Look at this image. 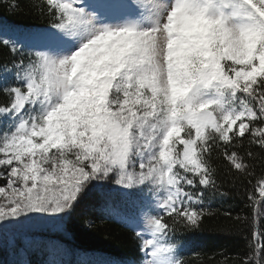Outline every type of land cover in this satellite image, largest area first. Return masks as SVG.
<instances>
[{
	"label": "snow or ice",
	"instance_id": "snow-or-ice-1",
	"mask_svg": "<svg viewBox=\"0 0 264 264\" xmlns=\"http://www.w3.org/2000/svg\"><path fill=\"white\" fill-rule=\"evenodd\" d=\"M0 8L33 21L0 24V245L15 264L89 206L132 233L123 264H197L188 235L214 202L241 247L206 264H264V0ZM75 251L50 242L42 264Z\"/></svg>",
	"mask_w": 264,
	"mask_h": 264
},
{
	"label": "trees",
	"instance_id": "trees-1",
	"mask_svg": "<svg viewBox=\"0 0 264 264\" xmlns=\"http://www.w3.org/2000/svg\"><path fill=\"white\" fill-rule=\"evenodd\" d=\"M0 21L11 25L33 22L23 15L10 16L3 8H0ZM229 207V203L214 202L213 208L219 214L207 220L200 231L188 235V259L197 264H206L210 256L216 255L217 260H220L222 257L218 253L226 251L234 254L240 249L242 238L232 230L222 214ZM38 239L39 249L29 251L26 257L30 264H42L49 258L47 245L50 242L62 243L67 248L75 249V253L71 254L74 256L86 253L121 262L133 257L132 233L99 206L78 209L71 221L66 223L65 233L44 232ZM18 259L20 258L14 255L10 242L0 245V264H15Z\"/></svg>",
	"mask_w": 264,
	"mask_h": 264
},
{
	"label": "rangeland",
	"instance_id": "rangeland-1",
	"mask_svg": "<svg viewBox=\"0 0 264 264\" xmlns=\"http://www.w3.org/2000/svg\"><path fill=\"white\" fill-rule=\"evenodd\" d=\"M6 27H8V26H6ZM112 206L117 212H124L127 210L126 205L124 204V202L122 201V199L120 197H114L113 198ZM115 217L117 218V220H119L117 216H115ZM77 257L74 255H68L65 257L58 256L56 258L62 259L63 261H65V264H97V262L99 260H101V259L89 258V257L84 258L83 256H80V262H78V261H76ZM114 264H123V263L114 262Z\"/></svg>",
	"mask_w": 264,
	"mask_h": 264
}]
</instances>
